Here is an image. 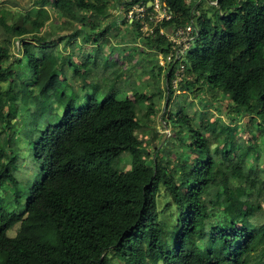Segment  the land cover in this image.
Wrapping results in <instances>:
<instances>
[{
  "label": "trees",
  "instance_id": "16d2710c",
  "mask_svg": "<svg viewBox=\"0 0 264 264\" xmlns=\"http://www.w3.org/2000/svg\"><path fill=\"white\" fill-rule=\"evenodd\" d=\"M152 1L0 10V264H264V0H160L146 33L127 11ZM120 42L147 77L129 91L130 68L104 70Z\"/></svg>",
  "mask_w": 264,
  "mask_h": 264
},
{
  "label": "rangeland",
  "instance_id": "374dc122",
  "mask_svg": "<svg viewBox=\"0 0 264 264\" xmlns=\"http://www.w3.org/2000/svg\"><path fill=\"white\" fill-rule=\"evenodd\" d=\"M30 4V0H0V10L4 11V15L6 16V20L7 21H11L13 19H23V18H27L30 16L35 15V9L34 8H30L29 7ZM123 9H120L119 11H122ZM180 39V38H179ZM178 39V40H179ZM140 41H135L133 42L132 39H129V41L127 42L128 45H130L132 47V45L138 46ZM113 45L115 47H117L116 49H112L113 53L111 55V58L106 65V68H104V70L108 71L111 68H130L131 71V76L129 77V82L127 84V91H129L132 87L133 84H137L140 85L143 81H145L147 79L145 74L141 73V70H138L137 73H135L132 69L131 66L129 64H126L123 60V55L118 54V52L125 46V43L120 42V43H113ZM134 46V47H135ZM59 47H62V44H59ZM90 47V46H89ZM133 47V48H134ZM106 51L109 50L108 47L105 48ZM17 53H15L16 55ZM128 57L129 60L131 61H135L136 59L134 58H130V56H132L133 51L127 50L125 51V53ZM160 64L165 63L164 62V58H162L160 56V60H159ZM182 67L179 68L178 71H176V75H177V79L175 81L174 87H175V94L179 93V88L177 86V83L181 80L182 78ZM32 83V82H31ZM34 83V82H33ZM33 98L35 99L37 105L41 104V101L38 99V95H34ZM189 101H192V109L189 108L188 111L191 112L193 109H199L200 105L192 98H189ZM173 104V101H172ZM163 106V104L161 105V107ZM168 108V107H167ZM211 111H213L212 113H215V115H220L218 114L213 108L212 106H210ZM160 114V113H159ZM31 118L28 117V120H30ZM158 117L155 116L154 117V125H155V130L161 131V132H168L169 128H167L166 130H164L163 128L160 127V125H158ZM15 125L17 127V133L20 134L19 135V140H18V154H19V158H20V162L23 163V165L28 164L30 167H33L34 162H32V158H31V147L30 144L28 143L29 141H27L26 136L24 134H22V132H24V125H22V120L20 118H18L15 122ZM246 138L250 137L249 132L245 135ZM245 138V139H246ZM257 138H259V141L262 142L264 139V136L258 135ZM236 147H240L239 144L236 145ZM130 155L128 153H123L120 155V157L118 158V160H115L114 163L119 164V167L124 169L126 167L129 166L130 163ZM120 159V160H119ZM36 168V167H35ZM27 168L22 167L21 172H23L24 175L26 174H30V176L32 178H37V171L36 170H29L27 172ZM257 181V185L259 186L261 183V179L259 177L256 178ZM262 199L264 200V194L259 198V200ZM252 202L258 201V199H252ZM17 228H13V230H11L10 234L13 235L14 232L16 231ZM29 234L42 239L44 238V236L40 233H38L36 230H29L28 231Z\"/></svg>",
  "mask_w": 264,
  "mask_h": 264
},
{
  "label": "built area",
  "instance_id": "2783aa9c",
  "mask_svg": "<svg viewBox=\"0 0 264 264\" xmlns=\"http://www.w3.org/2000/svg\"><path fill=\"white\" fill-rule=\"evenodd\" d=\"M149 5H152V10L147 14L145 12V6L143 4H135L132 7H130L127 11V18L130 20L142 19L148 15V20L152 24L151 25L144 24L141 27V29L146 33L152 32L153 27L162 20H169L172 17V11L160 0H153L152 2H150ZM189 31H190V27H186L184 29H178L175 32V34L170 37V40L174 43H178L181 40L187 38ZM169 58L170 57L168 56L167 59Z\"/></svg>",
  "mask_w": 264,
  "mask_h": 264
}]
</instances>
